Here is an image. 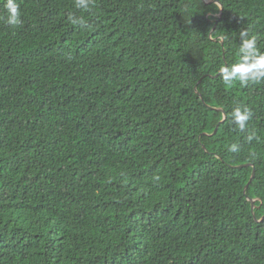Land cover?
Listing matches in <instances>:
<instances>
[{
    "label": "trees",
    "instance_id": "trees-1",
    "mask_svg": "<svg viewBox=\"0 0 264 264\" xmlns=\"http://www.w3.org/2000/svg\"><path fill=\"white\" fill-rule=\"evenodd\" d=\"M17 3L18 26L0 18V264H264V82L214 76L241 29L264 51V0Z\"/></svg>",
    "mask_w": 264,
    "mask_h": 264
},
{
    "label": "clouds",
    "instance_id": "clouds-1",
    "mask_svg": "<svg viewBox=\"0 0 264 264\" xmlns=\"http://www.w3.org/2000/svg\"><path fill=\"white\" fill-rule=\"evenodd\" d=\"M4 5V15L6 23L10 26H18L21 23V10L17 0H0ZM75 7L86 10L90 7V0H75ZM68 20L73 25L83 24L84 20L80 16L70 15ZM212 35V34H211ZM238 60L231 65H225L219 69L223 83L226 86L238 82L241 85L258 84L264 82V51L258 47V37L250 34L249 29H241L239 32ZM232 123L243 132L252 117L251 110L246 106H236L232 109ZM253 136H248L251 140ZM240 145L233 143L228 151L237 153Z\"/></svg>",
    "mask_w": 264,
    "mask_h": 264
},
{
    "label": "water",
    "instance_id": "water-1",
    "mask_svg": "<svg viewBox=\"0 0 264 264\" xmlns=\"http://www.w3.org/2000/svg\"><path fill=\"white\" fill-rule=\"evenodd\" d=\"M222 8V7H221ZM223 9V8H222ZM215 30V27L213 28V31ZM218 75V73H216L214 76H217ZM227 120V114H225V118H224V120H223V122H225ZM218 128H219V125L217 126V128L215 129V131H214V133H217V131H218ZM252 163H245V165H241V166H236V167H239V168H244L245 166H249V165H251ZM256 168H254V170H253V173H252V177H251V179H250V181L247 183V186H246V188H245V193H247V190H248V188H249V186H250V183H251V181L253 180V178L256 176ZM248 199L249 200H251V202H252V210L255 208V205H256V199H253V198H251V197H248ZM264 218V217H263Z\"/></svg>",
    "mask_w": 264,
    "mask_h": 264
}]
</instances>
